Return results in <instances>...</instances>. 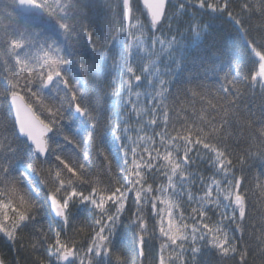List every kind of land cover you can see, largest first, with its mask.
<instances>
[{
    "label": "snow or ice",
    "instance_id": "6c2138e0",
    "mask_svg": "<svg viewBox=\"0 0 264 264\" xmlns=\"http://www.w3.org/2000/svg\"><path fill=\"white\" fill-rule=\"evenodd\" d=\"M143 4L147 23L132 0L4 5L0 242L18 254L9 264H145L149 249L152 264H203L204 250L218 264H264V182L259 196L246 187L250 161L264 164V0ZM209 10L244 35L251 67L190 89L179 79L180 25L187 17L199 40L198 13ZM253 16L258 35L246 27ZM189 93L206 107H185ZM126 224L138 258L117 248Z\"/></svg>",
    "mask_w": 264,
    "mask_h": 264
},
{
    "label": "trees",
    "instance_id": "16d2710c",
    "mask_svg": "<svg viewBox=\"0 0 264 264\" xmlns=\"http://www.w3.org/2000/svg\"><path fill=\"white\" fill-rule=\"evenodd\" d=\"M116 0H113L115 3ZM11 3V0H0V16H3L4 5ZM103 4L104 0H100ZM134 14L139 17V19L147 23V15L143 8L140 6L138 0H132ZM238 10V9H237ZM171 14V11L169 12ZM201 19L198 21L201 26H207V35H201L199 40L194 38V34L188 30L189 25L187 23V17H185V22L180 25V31L183 33V40L181 43L182 51L187 57L185 63L179 69V79L181 81H186L189 78L192 79V84L187 85L190 89L194 88L197 83H203L205 85H212L218 87L219 84L223 83V77L226 72L231 68L237 69L239 71L240 78L246 74L247 69L251 67V59L246 54L245 48V37L237 28V26L225 16H219L218 14L211 13L209 10L207 13H198ZM6 23V21L0 19V25ZM106 21L104 19L100 20L101 26H104ZM260 24V19L258 16H253L251 20L248 21L246 27H249L252 35H258L255 31V27ZM176 24H173V28ZM165 35H169L168 32V22L166 21L163 28L161 29ZM159 34V33H157ZM173 31L171 35H175ZM250 38V37H249ZM179 39V37H178ZM139 59V58H137ZM231 62V65H230ZM168 63V59L165 57V64ZM163 68L164 65H161ZM174 67V66H172ZM139 72V68L137 69ZM236 73L234 72L233 75ZM111 79V77H109ZM252 90L248 91V97L251 98ZM260 90L257 86L255 90V101L257 108L254 109L258 112V106L260 103ZM206 99H211V97H206ZM111 103V101H109ZM183 103L185 107H188L191 111L195 109L197 112L206 105L201 104L200 97H192L191 93L187 97L183 98ZM3 108L0 107V112ZM255 150V149H254ZM254 163L255 166L252 168L251 172L247 174L248 179L246 181V187L250 192L255 193L256 196L260 195V189L256 187L257 178L260 182H264V164H262L258 159L255 161H250ZM239 175V173H238ZM42 177L37 173L31 178L32 183H38ZM39 198L43 200L46 192V188L43 184L37 190ZM47 225L48 220L45 219L41 221ZM149 228H152V222H149ZM27 236L28 233H25ZM77 239H81L77 237ZM159 243L156 241L155 248V258L158 259L159 256ZM133 232L125 225V230H122L119 235L117 242V248L122 250L126 254V258L131 259L132 257L138 258V253L133 251ZM17 251L12 248L11 251L4 243L0 242V258H3L6 264H9L14 258H17ZM203 264H218V257L211 250H204L201 257ZM153 254L151 249H149V255L145 260V264H152ZM226 264H232L231 261L226 262ZM259 264V261H257Z\"/></svg>",
    "mask_w": 264,
    "mask_h": 264
},
{
    "label": "water",
    "instance_id": "95a60500",
    "mask_svg": "<svg viewBox=\"0 0 264 264\" xmlns=\"http://www.w3.org/2000/svg\"><path fill=\"white\" fill-rule=\"evenodd\" d=\"M138 1H139L140 6L143 8V10L146 12V15H147V9L145 8L143 4V0H138Z\"/></svg>",
    "mask_w": 264,
    "mask_h": 264
}]
</instances>
